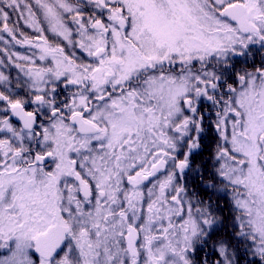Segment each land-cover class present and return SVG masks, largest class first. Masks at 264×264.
<instances>
[{"label":"snow or ice","instance_id":"obj_1","mask_svg":"<svg viewBox=\"0 0 264 264\" xmlns=\"http://www.w3.org/2000/svg\"><path fill=\"white\" fill-rule=\"evenodd\" d=\"M0 264H264V0H0Z\"/></svg>","mask_w":264,"mask_h":264},{"label":"trees","instance_id":"obj_2","mask_svg":"<svg viewBox=\"0 0 264 264\" xmlns=\"http://www.w3.org/2000/svg\"><path fill=\"white\" fill-rule=\"evenodd\" d=\"M259 61V57H257V62ZM207 157V152H205L204 157H198L199 163L202 159ZM213 199H215V197H213ZM225 215H227V210H225Z\"/></svg>","mask_w":264,"mask_h":264},{"label":"rangeland","instance_id":"obj_3","mask_svg":"<svg viewBox=\"0 0 264 264\" xmlns=\"http://www.w3.org/2000/svg\"><path fill=\"white\" fill-rule=\"evenodd\" d=\"M17 47V49H19V46H16ZM20 51H23V49H19ZM14 74V73H13Z\"/></svg>","mask_w":264,"mask_h":264}]
</instances>
